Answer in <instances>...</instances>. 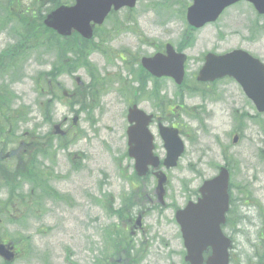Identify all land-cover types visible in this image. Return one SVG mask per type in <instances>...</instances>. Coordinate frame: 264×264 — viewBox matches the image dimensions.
<instances>
[{
    "label": "rangeland",
    "instance_id": "1",
    "mask_svg": "<svg viewBox=\"0 0 264 264\" xmlns=\"http://www.w3.org/2000/svg\"><path fill=\"white\" fill-rule=\"evenodd\" d=\"M21 2L30 8L33 0ZM43 3L42 14H45L53 4L48 0ZM191 3L192 0H139L134 9L124 8L106 21L103 38L107 42L90 56L102 87L97 100L89 98L86 110L82 111L78 103L71 106L70 98L55 99L52 121L44 120L37 103L49 97H35L33 81L36 74L56 64L53 51L43 56L40 55L45 52L43 49L31 51L16 80L12 76L6 78L5 85H10L17 97L14 108H23L17 119L27 118L26 123H17L20 131L34 128L44 134L61 124L60 142L66 146L60 147L58 137L56 154L52 160H43L53 172L50 185L63 196L38 201L34 215L20 221L11 218L12 221L0 227V238L15 240L21 245L25 237H31L32 250L15 264H96L101 257L104 233L117 225L123 228L117 215L110 214V207L105 204L111 200H106L104 195H112V202L118 208L124 194L141 187L133 179L132 161L126 154L127 111L135 97L128 91L129 81L115 78L107 86L106 78L122 73L131 80L126 67L136 70L141 56L154 53L167 42L182 44L185 33L190 31L186 12ZM3 16L0 11V20ZM193 35L194 41L184 44L189 57L185 90H179L171 79L159 81L161 95L174 101L172 118L184 131L186 150L178 166L168 170L169 205L163 209L146 205L143 230L133 233L135 244L145 255L140 264H152L147 259L155 260L160 255L173 256L175 263H180L184 245L179 225L171 220L175 208L183 206L185 201H196L195 191L225 163L232 170V209L230 223L224 227V233L234 244L231 264H255L256 252L264 253V114L257 115L251 101L241 102L246 96L234 80H220L213 86L194 85L191 81H195L210 51L222 54L241 48L264 61V16L250 3L240 2L228 8L216 23L206 25ZM15 36L0 22V51L13 45ZM78 43L75 37L71 38L70 44ZM119 52L125 53L126 62L119 58ZM58 80L66 90L72 91L88 83L90 76L86 69L80 68L74 75H62ZM153 85L149 80L147 91ZM131 87L135 89L136 85ZM136 96L141 108L162 117L152 99L142 98L137 92ZM173 97H183V109H178L177 104L182 102ZM194 107L204 109L197 111ZM239 120L242 131L238 130ZM236 134L239 139L234 143ZM79 153L85 155L81 164L77 163L78 157L72 161ZM159 154H166L163 145L159 147ZM151 181L146 183L147 192L155 187L154 179ZM5 196L2 190L0 198ZM152 196L156 198L154 193ZM142 234L147 237L146 245L142 243ZM166 240L169 246H164Z\"/></svg>",
    "mask_w": 264,
    "mask_h": 264
},
{
    "label": "water",
    "instance_id": "2",
    "mask_svg": "<svg viewBox=\"0 0 264 264\" xmlns=\"http://www.w3.org/2000/svg\"><path fill=\"white\" fill-rule=\"evenodd\" d=\"M238 1L241 0H193L187 12L188 21L196 28L202 27L208 22L216 21L226 7ZM248 1L264 14V0ZM136 2L137 0H75L73 6H60L51 12L45 23L63 35H69L72 29H75L85 38H91V22L102 24L113 6L118 10L124 6L134 7ZM245 59L257 67L256 76L248 75L250 65L249 63L244 65ZM184 60L185 57L182 56V64ZM154 62L156 60H143L144 65L154 74L158 76L171 74L176 76L179 83L181 82L182 73L172 70L173 73L159 72L158 64ZM224 75L234 76L242 83L258 110L264 112V65L259 60H254L243 51H234L220 57L209 54L199 79L209 80ZM129 120L136 123L128 131L130 143H137V146L131 149V155L137 158L138 175L144 176L149 172V164L155 167L159 165L158 159L152 155V137L147 130L151 117L135 106L130 110ZM162 133L168 150L165 164L168 168L174 167L184 152V143L178 135V130L163 129ZM229 179L228 169L221 168L219 175L206 181L201 188L202 198L198 203L190 202L184 210L177 213L188 250L187 260L191 264H202L203 253L208 248L212 249V255L208 258L207 264H229L228 250L231 240L223 234L221 228L226 222V213L229 209ZM0 254L5 255L8 260L13 257L9 252L6 254L5 246L2 244Z\"/></svg>",
    "mask_w": 264,
    "mask_h": 264
},
{
    "label": "flooded vegetation",
    "instance_id": "3",
    "mask_svg": "<svg viewBox=\"0 0 264 264\" xmlns=\"http://www.w3.org/2000/svg\"><path fill=\"white\" fill-rule=\"evenodd\" d=\"M66 42L68 43L67 45V48H68V55L70 54V42H71V39H68L66 40ZM180 47H178V50H179ZM156 51H164V48L163 49H159V50H156ZM80 54V52H79ZM120 58L124 61L127 60V58L125 57V55L123 53H121L120 55ZM74 59H77L76 55L74 56ZM66 63L68 64L69 68L71 67V62L69 60V57L66 58ZM128 69V73L132 76L131 80H129V77H128V80L130 82V87L128 89V91H130L134 96L136 94L134 88L131 87V84H135V83H138L139 85V88L137 90L138 93L140 92H143L144 91V86L146 85L147 81H148V77L146 76L145 73H143L142 69H141V66L139 64V62H137V69L136 70H132L128 67H126ZM80 69V68H78ZM0 74H1V71H0ZM38 75L36 76L35 78V82H34V87H35V92H36V96L35 97H53L55 93L59 92V93H62L64 94L65 97H77L78 96V92L77 91H68L65 89V87L63 86V84L59 81V80H55V78H52V75L48 81V86L49 88L47 87V89H44L41 87V84L42 82L38 83ZM83 86V89H82V93H80V96L81 97H85L84 96V90H85V84H82ZM142 86V87H141ZM41 88V89H40ZM42 92V93H41ZM0 97H6V88L4 86V83H2L0 81ZM173 98H177L178 100L177 101H180L182 102V98L183 97H173ZM235 100H237V97H231ZM173 102L172 100L168 99L167 102H164L163 100H157V103L158 105L160 106H156V109L159 110L160 113H162L164 115V117H161L158 115V113H153L154 114V122L151 124V128L154 132V136H155V140H156V151H159V147L161 145V141H160V134H159V130H158V127H155L157 125H155L156 123V120L159 121V123H163V124H166L168 126H173V127H178L180 132L183 134L184 131H182V128H180L177 124H180L178 122H176L175 119L172 118L173 116V112L175 111V106L173 105ZM241 102H248L247 99H242ZM178 106V109H183L184 108V103H178L177 104ZM197 109L198 110H201L203 111L204 107H194V109ZM238 110H242L240 109V107H238ZM196 116V114H194ZM4 119H5V114L3 113L1 116H0V144L1 143H4L5 142V125H4ZM170 120H173V121H170ZM170 121V122H169ZM175 121V122H174ZM174 123H177V124H174ZM242 122L239 120L238 121V130L239 131H242ZM234 130V129H233ZM35 150L37 148V143L35 144ZM0 155L2 156L1 158L2 159H5L6 157V153L5 151L2 149L0 150ZM146 242L147 240L144 242V244L146 245ZM164 246H169V242H167V240L164 242ZM16 251L17 252H20V249L19 248H16ZM183 255V254H182ZM180 255V258H181V262H183V260L185 259V254L182 256ZM147 262H152V264H176L175 261L173 260V256H169L167 255L165 258H163L162 255H160L159 258L155 259V260H152V259H147ZM3 263V260L2 258H0V264ZM180 264H183V263H180ZM184 264H189L187 263L186 261H184Z\"/></svg>",
    "mask_w": 264,
    "mask_h": 264
},
{
    "label": "trees",
    "instance_id": "4",
    "mask_svg": "<svg viewBox=\"0 0 264 264\" xmlns=\"http://www.w3.org/2000/svg\"><path fill=\"white\" fill-rule=\"evenodd\" d=\"M38 0H36V2H37ZM52 4H53V6L54 7H56V6H58V5H60V4H62V2H61V0H52ZM41 5H39V8H38V13H39V15H41ZM33 15H28V17H32ZM11 19H13V18H10V15H9V13L7 12L6 13V16L4 17V21H5V23H7L9 20H11ZM26 23H27V21H28V18L27 17H23L22 18ZM2 20V19H1ZM0 20V21H1ZM35 28V27H34ZM29 139H28V141L31 139V135H29V137H28ZM41 183L43 184V182L41 181Z\"/></svg>",
    "mask_w": 264,
    "mask_h": 264
}]
</instances>
